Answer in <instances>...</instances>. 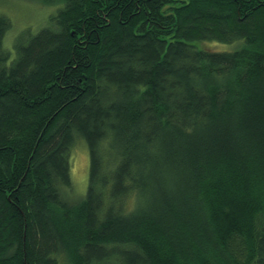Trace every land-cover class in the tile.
<instances>
[{"label":"trees","instance_id":"16d2710c","mask_svg":"<svg viewBox=\"0 0 264 264\" xmlns=\"http://www.w3.org/2000/svg\"><path fill=\"white\" fill-rule=\"evenodd\" d=\"M44 1L0 14V264H264V0Z\"/></svg>","mask_w":264,"mask_h":264},{"label":"rangeland","instance_id":"374dc122","mask_svg":"<svg viewBox=\"0 0 264 264\" xmlns=\"http://www.w3.org/2000/svg\"><path fill=\"white\" fill-rule=\"evenodd\" d=\"M54 11V1L47 3L44 0H0V14L8 16L11 22L10 28L3 38L4 47L13 51V41L21 32H25V34L36 32L46 23L48 15ZM203 45L212 48L225 47L224 44L217 41H205ZM69 162L72 185L64 193L71 199L77 200L85 192L89 166L86 142L78 134L74 136L69 150ZM61 259V264H65Z\"/></svg>","mask_w":264,"mask_h":264}]
</instances>
